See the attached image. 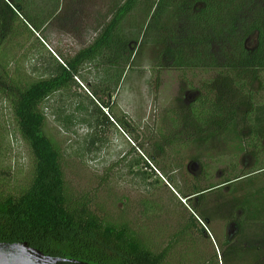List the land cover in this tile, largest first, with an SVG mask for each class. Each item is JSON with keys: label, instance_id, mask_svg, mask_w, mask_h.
Masks as SVG:
<instances>
[{"label": "rangeland", "instance_id": "1", "mask_svg": "<svg viewBox=\"0 0 264 264\" xmlns=\"http://www.w3.org/2000/svg\"><path fill=\"white\" fill-rule=\"evenodd\" d=\"M24 1L32 15L37 13L36 2L42 10L44 4L49 5L47 0ZM96 1L95 10L90 8L89 2L78 3L77 15L91 21L89 11L97 16L103 11L107 0ZM259 1L264 6V0ZM204 2L167 0L163 4L168 7L178 4L179 9L195 13ZM144 9L139 8L135 12L137 16H127L120 24L115 42L116 64H105L102 60L99 66H87L85 69H90L92 75L85 71L90 76H78L70 91L52 96L41 106L46 120L45 133L62 153L66 194L70 200H88L90 210L103 221L115 226L126 225L152 252L159 253L170 248L167 264H263L264 228L258 224V220L245 224L239 232L236 226L230 224V215L238 216L239 210L235 208L236 203L232 204L234 195H231L228 187L207 194L201 204L184 197L196 180L201 182L200 188H206L209 184L199 176L204 164L207 165V172L213 175L212 183L215 185L221 184L225 177L232 179L251 173L248 179L239 183L237 195L240 199L246 194L261 191L264 194V174H252L261 167H256L248 156L244 136L243 140H238L235 133L222 132L219 139L202 143L195 141L196 135H193L191 128L183 126L184 117L196 98V94L188 91V83L192 81L193 87L198 88L204 75L200 69L191 73L188 67L173 63V56L169 50L166 51L171 41H163L165 32H157L158 25L153 21L150 29L156 35L153 31L144 35L155 10L151 13ZM169 10L172 11V8ZM81 18H77V22L82 25ZM160 18L161 27L168 23V26L175 28V19H168L165 12ZM98 19H92L93 25L90 26L98 29L96 26H101ZM22 28L26 31L21 20H17L12 35L19 36L18 32H24ZM66 28L65 32L53 29L54 33L49 32L52 28H47L46 34L43 32L39 37L45 40L51 38L54 43L59 41L57 45L65 48L73 43L69 35H74ZM37 36L33 35L30 40L24 38L23 44L16 45L15 41L0 44L1 51L12 54L14 60L9 63L16 62L21 73L29 77L24 82L46 77L50 69L48 62L41 59H50L48 51L52 53L55 49L50 48L44 40L47 51L36 40ZM254 44V38L245 43L248 48ZM213 49L218 50V46ZM187 55L183 54L184 57ZM8 56L5 52L0 59L5 62ZM109 64L116 65L118 70L124 68L122 80L119 84L100 85L96 79L103 77L102 72ZM10 71L9 74L13 75ZM210 78V75L206 77ZM84 79L91 86L88 90ZM93 92L95 99L103 102L104 106H111L110 110H102L108 115V121L113 123L114 116H117L128 124L127 130L114 124L93 125L89 116L97 105L91 95ZM8 105L0 95V194L3 196L17 195L19 188L29 184L32 175L27 148L15 133L16 122ZM258 114L257 127L261 131V128L264 129V113ZM174 133L180 135L181 145L171 148L164 143V156L153 150L155 144L162 145L163 138ZM188 136L194 141L183 145ZM262 145L264 147V141ZM150 157H154V160ZM260 159L264 161V153ZM232 166L236 172L227 174ZM255 206H263L262 200ZM204 218H208L207 223ZM250 245L256 249L254 256L248 254Z\"/></svg>", "mask_w": 264, "mask_h": 264}, {"label": "trees", "instance_id": "2", "mask_svg": "<svg viewBox=\"0 0 264 264\" xmlns=\"http://www.w3.org/2000/svg\"><path fill=\"white\" fill-rule=\"evenodd\" d=\"M81 1L89 2L90 8L96 7V0H47L49 5L44 4V10L36 2L37 13L32 15L24 0H0V44H12L14 41L16 45L23 44L24 38L32 39L33 35H38L36 40L47 50V44L43 42L45 39L39 37L43 32L46 34L47 28H52L49 32L54 33L53 29L65 32L68 27L69 32L74 34L69 35L73 43L65 48L57 45L59 41L45 40L55 51L50 53L47 50L51 58L41 59L48 62L50 69L46 72L47 76L34 82H24L29 77L21 73L16 62L9 63L14 60L12 54L0 50V56H4L5 52L9 54L5 62L0 59V95L9 104L16 122L15 133L27 148L32 172L29 184L19 188L17 195L0 194V244L26 243L29 248L46 256L71 261L65 264H167L170 248L154 253L126 225L115 226L103 221L90 210L88 200L68 198L61 165L62 153L45 133L46 120L41 106L52 96L70 91L78 76H90L85 73L91 74L90 69H85L87 66H99L102 60L105 64H116L115 42L122 21L127 16H137L135 12L139 8L145 7L144 10L151 13L155 9L144 35L150 31L155 33L150 29L153 21L158 25L157 32H165L163 41H171L166 51L169 50L173 56V63L188 67L191 73L200 69L204 75L198 88L193 87L192 81L188 83V91L196 94V98L184 117L183 126L191 128L196 135L195 141L202 143L219 139L222 132H233L238 140L244 136L248 156L256 167H261L252 174H264V161L260 159L264 153V129L258 131L259 117L256 116L264 113V6L259 0H205L198 11L188 13L183 8L179 9L178 4L173 7L163 4L167 0H153L152 3L150 0H107L97 16L93 12L88 13L92 19L99 18L101 26H96V29L90 26L93 25L92 19L85 21L77 15L76 5ZM171 8L172 11L169 10ZM158 12L161 13L158 15ZM163 12L168 19H175V28L168 23L160 26ZM158 17L160 19L156 22ZM77 18L83 20L82 25ZM17 20H21L26 31L22 30L29 37L24 32H18L19 36L12 35ZM252 38L255 44L248 48L245 43ZM216 46L218 50L214 51ZM185 53H188L187 57L183 56ZM112 64L103 70V77H97L100 85L119 84L122 80L124 68L118 70ZM10 70L13 75L9 74ZM208 75L210 79H206ZM87 83L86 90L91 88ZM93 94L96 95L95 92ZM93 101L97 105L89 116L94 126L114 124L120 129H128V124L117 116H114L113 123L108 121V115L102 110H110L111 106H104L95 96ZM174 129L177 130V127ZM163 139L162 145L153 146L159 155H165L164 143L171 148L181 145L180 135L176 133ZM193 141L188 136L183 145ZM150 159L154 160V157ZM206 168V164L201 165L199 176L209 182L207 187L200 188L201 182L196 180L184 197L201 204L207 194L228 187L234 195L232 204L236 203L235 208L239 210L238 216L230 215V224L236 226L239 232L245 224L258 220L264 228L263 191L246 194L241 199L237 195L239 183L248 179L251 173L232 179L225 177L221 184L215 185L212 183L213 175ZM235 172L236 168L232 166L227 174ZM258 199L262 200L263 206H255ZM252 206L255 208L252 209ZM204 220L208 222V218ZM255 250L250 245L248 254L254 256Z\"/></svg>", "mask_w": 264, "mask_h": 264}, {"label": "water", "instance_id": "3", "mask_svg": "<svg viewBox=\"0 0 264 264\" xmlns=\"http://www.w3.org/2000/svg\"><path fill=\"white\" fill-rule=\"evenodd\" d=\"M71 261L52 258L29 248L26 243L15 245L0 244V264H65Z\"/></svg>", "mask_w": 264, "mask_h": 264}]
</instances>
